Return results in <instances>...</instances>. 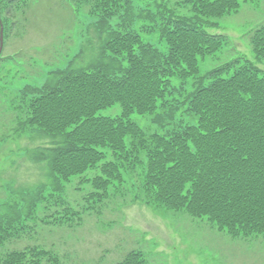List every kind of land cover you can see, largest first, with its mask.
<instances>
[{"label":"trees","instance_id":"1","mask_svg":"<svg viewBox=\"0 0 264 264\" xmlns=\"http://www.w3.org/2000/svg\"><path fill=\"white\" fill-rule=\"evenodd\" d=\"M61 1L72 10L81 2ZM20 2L3 6L0 0V9L13 18ZM240 2L185 0L195 14L188 17L163 6L171 20L161 31L162 48L138 29L105 24L109 39L100 59L57 70L35 90L36 96L24 93L25 127L37 128L55 142L43 153L55 174L52 193L98 170L86 182L94 186L90 196L102 200L111 187L138 175V192L156 212L207 217L235 237L264 233V72L237 58L223 69L200 73V62L229 42L206 26L219 27L217 20L237 13ZM250 36L253 52L263 62L264 25ZM117 105L119 116L100 115ZM177 113L181 129L171 130ZM145 116L157 117L163 133H150L136 121ZM19 220L0 226V264H64L43 246H4L23 229ZM118 264L146 263L131 252Z\"/></svg>","mask_w":264,"mask_h":264},{"label":"rangeland","instance_id":"2","mask_svg":"<svg viewBox=\"0 0 264 264\" xmlns=\"http://www.w3.org/2000/svg\"><path fill=\"white\" fill-rule=\"evenodd\" d=\"M240 1L237 13L217 20L219 27L206 26L229 42L200 62L201 75L223 69L237 58L254 62L264 72V61L257 59L250 44V34L264 25V0ZM8 2L2 0V5ZM63 3L21 0L10 19L0 9V45L2 30L5 40L0 56V226L19 218L16 224L23 228L14 243L9 239L4 246L8 242L7 248L43 246L58 253L64 264H118L131 252L146 264H264V233L235 237L207 217L156 212L138 192V175L111 187L102 200L90 196L94 186L86 182L98 176V170L52 193L57 186L55 174L43 153L55 142L37 128L25 127L24 93L36 96L35 90L43 88L57 70L100 59L110 22L113 28L138 29L146 41L162 48L161 31L171 20L163 6L178 16L195 15L185 0H81L73 10ZM105 18L108 23L103 24ZM120 113L117 105L100 115L115 118ZM176 116L171 130L181 129L179 113ZM164 119V123L169 120ZM136 121L150 133L165 129L155 116Z\"/></svg>","mask_w":264,"mask_h":264},{"label":"water","instance_id":"3","mask_svg":"<svg viewBox=\"0 0 264 264\" xmlns=\"http://www.w3.org/2000/svg\"><path fill=\"white\" fill-rule=\"evenodd\" d=\"M3 47H4V32H3V30H2V32H1L0 56H1V54H2Z\"/></svg>","mask_w":264,"mask_h":264}]
</instances>
